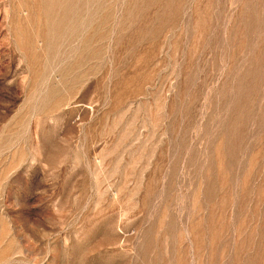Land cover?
Instances as JSON below:
<instances>
[{
  "label": "rangeland",
  "instance_id": "rangeland-1",
  "mask_svg": "<svg viewBox=\"0 0 264 264\" xmlns=\"http://www.w3.org/2000/svg\"><path fill=\"white\" fill-rule=\"evenodd\" d=\"M0 264H264V0H0Z\"/></svg>",
  "mask_w": 264,
  "mask_h": 264
}]
</instances>
